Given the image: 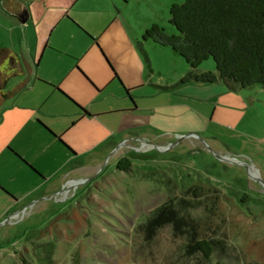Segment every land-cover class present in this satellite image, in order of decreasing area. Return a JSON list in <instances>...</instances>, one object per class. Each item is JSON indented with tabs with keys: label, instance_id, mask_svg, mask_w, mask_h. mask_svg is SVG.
<instances>
[{
	"label": "rangeland",
	"instance_id": "1",
	"mask_svg": "<svg viewBox=\"0 0 264 264\" xmlns=\"http://www.w3.org/2000/svg\"><path fill=\"white\" fill-rule=\"evenodd\" d=\"M6 1L0 0V49L22 56L29 69L25 68V76L12 78L4 93L24 81L31 86L0 105V180L5 187L0 186L4 189L0 214L6 215L0 222V264H264L262 88L237 93L218 85L221 91L205 95L181 92L193 86L177 87L189 66L172 49L148 40L143 54L134 47L141 60L135 65L144 70L145 79L138 95L143 126L135 133L144 135L141 139L129 140L126 132L128 140L122 141V119L114 116L77 120L60 141L54 143V133L44 140L31 129L32 122L45 121L59 133L71 123L72 113L68 107L51 114L55 107L39 100L46 99L49 89L37 84L49 82L39 76L48 73L55 83H71L78 102L68 96L91 113L107 109L113 100L95 103L93 97L79 93L73 77L60 72L74 64L67 57L47 51L40 64L41 56L32 63L36 24L23 26L20 5L9 9ZM183 2L81 0L72 14L91 24L92 33H104V48L117 54L115 36L143 44L145 32L155 24L168 35H179L170 23V9ZM33 13L35 21L40 20L42 12L33 9ZM101 23L112 27L106 32ZM73 33L63 23L54 36H48L50 48L80 61L73 55L87 53L90 43L79 35L73 36L75 43L67 40ZM81 63H87L96 82L106 87L105 96L115 92L110 73L94 53ZM47 64L57 68L49 70ZM214 70L213 60L200 67L203 72ZM0 71L10 76L16 69L5 62ZM17 149L40 175L31 177L15 166L7 155ZM124 159L131 163L125 172L118 170ZM11 197L20 201L15 210ZM171 201H185L177 208L178 215L172 216L183 220L179 229L167 221L152 226L156 212ZM192 240L213 242L211 258L189 252Z\"/></svg>",
	"mask_w": 264,
	"mask_h": 264
},
{
	"label": "trees",
	"instance_id": "2",
	"mask_svg": "<svg viewBox=\"0 0 264 264\" xmlns=\"http://www.w3.org/2000/svg\"><path fill=\"white\" fill-rule=\"evenodd\" d=\"M170 23L179 35H168L164 28L155 24L145 32L143 42L151 40L172 49L187 63L190 71L177 87L224 85L229 91L240 92L260 86L264 93V0H184L171 7ZM6 60L16 71L10 76L0 71V105L16 98L29 85L24 81L13 91L4 93L9 81L23 74L25 68L8 50L0 49V65ZM210 60L215 63V70L201 72L200 67ZM81 111L89 116L86 110ZM130 166V161L124 159L118 170L125 172ZM184 203L171 201L160 208L153 217L152 226L167 221L175 224V230H178L183 220H173L172 216L178 215L180 210L177 208L184 207ZM212 244L207 240H192L187 249L199 251L210 259Z\"/></svg>",
	"mask_w": 264,
	"mask_h": 264
},
{
	"label": "crops",
	"instance_id": "3",
	"mask_svg": "<svg viewBox=\"0 0 264 264\" xmlns=\"http://www.w3.org/2000/svg\"><path fill=\"white\" fill-rule=\"evenodd\" d=\"M81 0H27L24 1L23 3H19L18 0H7L6 5L8 8H12L16 5H20V9L22 10L20 21L27 19L26 23H23L21 21V24L23 26H26L30 24L32 21L34 24H36V30H37V36H38V41L37 44L35 45V54L33 58L31 57L32 63H37L39 56V63L45 58V54L47 51H51L53 53L62 55L64 57H67L71 60L74 61V64L71 66H68L67 69L60 71L62 74H65L68 78H72L73 86L79 91V93H86L88 96L93 97L95 103L98 101H103L104 103L108 101L110 98L113 100V104H109V107L105 110L101 111H96L91 113L88 109H85L86 107H81L78 105L72 98L76 100V94L75 91L71 90L72 84L68 85H63V81L59 83H55V79L53 80L48 73H45V77L39 76L43 80L48 81H37V84L43 85L44 87H47L46 90V99L44 98H39L42 99L41 102L44 101V103H51L53 107V112L51 111V114H61V110L64 108H68L67 110L71 112L72 114L69 116L71 123L65 124L64 131H58L54 128L53 125H49V123H46L45 121L43 122H32L31 124V129L36 131L38 135H41L44 137L43 139L46 140V137H50L51 133H54L55 136L53 138L54 143L58 142L59 139L62 138L63 133L66 132L69 128L74 129L76 127L75 122L82 121L84 119H88L90 121H96V120H102L103 118L107 117H120L122 119V124L121 126V140H132V139H141L140 137L144 135H135L137 130H142L143 123L139 119V114L141 113V107L139 105V100L140 96H138L142 89L145 87V79H144V70L140 69L141 66L135 65L136 63L140 64L139 61L140 58L136 54L134 47L139 50L140 53L141 48L139 45H142V48L144 46L143 44H139L135 39L132 40V43L129 39L125 38L124 36H115L113 38L114 42L116 45H118V53H111L107 49H105V45H103L102 42H104V33L103 35H96L91 32L93 28H91V24H86L83 22H79L76 20L73 16L72 10L77 6V4ZM22 5V6H21ZM33 9L42 12V15L40 17V20L37 22L35 21ZM45 9V10H44ZM73 16V17H72ZM40 23L38 26L37 24ZM66 23L72 31L75 33L71 34V36H68L70 33H68V37L66 38L67 40H71L75 43V37L73 36H84L86 37L87 41L90 43L89 46V51L83 52L78 51L79 55H73L77 56V58H80L81 60L78 61L76 60L75 57H72L71 55L65 54L62 51L50 48V40L48 39V36H54L55 32L57 33L58 28L63 24ZM105 28H107V24H102ZM112 26L110 25L106 32L111 28ZM91 29V30H90ZM87 31V32H86ZM89 32V33H88ZM105 32V33H106ZM97 37L98 39H95L93 37ZM133 38V37H132ZM105 43V42H104ZM158 45V44H156ZM10 52L11 56L15 58V60L19 61L23 67L26 69H29V66L27 62L23 59L22 56L12 52L9 49H6ZM143 50V49H142ZM90 52L94 53L95 58L100 61L101 65L105 68L106 71L110 73L109 77V84L115 85L116 89L115 92L108 94L105 96V88L102 85H99L94 77V73L92 72L91 68L87 66V63L82 64V58L88 57L90 55ZM86 55H85V54ZM143 54V53H142ZM91 59V63L93 62V59ZM5 62H9V60H6ZM50 63V62H49ZM81 64V68L79 67ZM24 68V73L26 75ZM47 69L53 70L56 69L57 67H54L50 64H47ZM203 72V71H201ZM189 73V72H188ZM47 74V75H46ZM24 75V76H25ZM31 77L32 75L29 74ZM54 84V86L52 85ZM193 86H187L189 88H183L181 92L184 91H189L192 90L191 92L193 93H198L199 94H207V93H215L218 90L221 89L218 85H211V86H206V85H196L192 84ZM31 86V83H29L28 87L23 90L26 91L29 89ZM165 91V89H162ZM22 91V92H23ZM77 91V92H78ZM22 92H20L18 95H20ZM190 92V95H191ZM232 92V91H231ZM238 93V92H237ZM17 95V97H18ZM70 95V96H68ZM193 96V95H191ZM16 97V98H17ZM103 97V98H102ZM197 97V96H194ZM15 99V98H14ZM77 101V100H76ZM93 101V102H94ZM78 102V101H77ZM90 105H87L90 110L93 108V104L89 103ZM81 109L86 110V112L89 114V116H85L84 113L81 111ZM94 114V115H93ZM42 116H46L49 118L44 112L42 113ZM51 116V115H50ZM54 116V115H53ZM68 116V115H67ZM52 118V116H51ZM48 120V119H47ZM72 124V125H71ZM126 132H130L129 135L130 137H126ZM151 134V133H150ZM132 138V139H131ZM51 145V144H50ZM115 145V144H114ZM118 145V144H116ZM10 154L12 156L7 155L11 161L19 168V170L25 171L29 176H36L40 175V173L36 170L37 167L36 165L30 161L27 157V155L20 149L15 150L14 152L10 151ZM36 169H35V168ZM1 178V177H0ZM0 186H3V183L0 180ZM5 188V187H4ZM4 189L0 187V194H4ZM33 193V192H32ZM32 193H29L27 195H30ZM4 196V195H3ZM10 197V195H7L5 197ZM32 196V195H31ZM8 197V199H10ZM29 197V196H27ZM12 200H14V203L12 205L11 210H15L16 208L19 207L20 201H17L13 197H11ZM6 212V211H5ZM8 212V211H7ZM4 211L0 214V222L3 220L5 217Z\"/></svg>",
	"mask_w": 264,
	"mask_h": 264
},
{
	"label": "water",
	"instance_id": "4",
	"mask_svg": "<svg viewBox=\"0 0 264 264\" xmlns=\"http://www.w3.org/2000/svg\"><path fill=\"white\" fill-rule=\"evenodd\" d=\"M23 23H26L27 22V19H24V20H21Z\"/></svg>",
	"mask_w": 264,
	"mask_h": 264
}]
</instances>
